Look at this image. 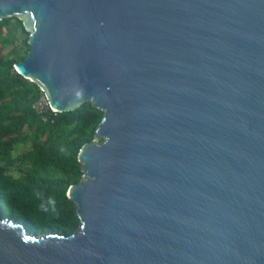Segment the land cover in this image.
<instances>
[{"label": "water", "instance_id": "1", "mask_svg": "<svg viewBox=\"0 0 264 264\" xmlns=\"http://www.w3.org/2000/svg\"><path fill=\"white\" fill-rule=\"evenodd\" d=\"M7 18L15 73L103 117L67 189L77 231L0 215V264H264V0H0Z\"/></svg>", "mask_w": 264, "mask_h": 264}, {"label": "trees", "instance_id": "2", "mask_svg": "<svg viewBox=\"0 0 264 264\" xmlns=\"http://www.w3.org/2000/svg\"><path fill=\"white\" fill-rule=\"evenodd\" d=\"M18 32L26 37L22 41L24 54L17 59L0 58V162L11 163L10 154L19 138L35 130L32 135L34 152L25 159L44 173L13 178L0 164V215L22 224L35 236H69L77 231L79 220L74 204L66 197L67 189L81 179L79 151L93 141L103 114L88 103L71 113L50 115L48 122L43 123L32 111L41 92L13 70L15 64L26 60L30 51L27 32L16 18L0 21L1 46L13 44L11 42ZM48 131L57 139L50 155L45 156V149L37 140ZM48 166L63 171L65 175L49 176L45 172Z\"/></svg>", "mask_w": 264, "mask_h": 264}, {"label": "rangeland", "instance_id": "3", "mask_svg": "<svg viewBox=\"0 0 264 264\" xmlns=\"http://www.w3.org/2000/svg\"><path fill=\"white\" fill-rule=\"evenodd\" d=\"M3 33L5 34V31ZM25 39L26 37L20 35V32H18L16 35V39L11 42L13 44L8 46L0 45V58L5 60L17 59V57L23 55L25 49L22 47V41ZM34 132L35 130H32V132L29 131L26 133L27 135L24 138H19L18 144L15 145L13 151L10 154L9 159L11 163H7L6 161L0 162L1 165L5 166V172L7 175L12 176L13 178H22L25 177L28 173H36L37 175H41L44 173L41 168L33 165L27 159H25L29 154L34 152L32 141V135H34ZM56 139V135L48 131L37 140V143L43 145L45 149V156L50 155V153L52 152L51 150L55 146ZM4 141L5 140H3L2 142ZM45 172H47L49 176L52 177H62L65 175L63 171L51 166L46 167Z\"/></svg>", "mask_w": 264, "mask_h": 264}, {"label": "built area", "instance_id": "4", "mask_svg": "<svg viewBox=\"0 0 264 264\" xmlns=\"http://www.w3.org/2000/svg\"><path fill=\"white\" fill-rule=\"evenodd\" d=\"M32 111L41 119L43 123H47L50 115H56L49 106L44 97L41 93L40 97L33 103Z\"/></svg>", "mask_w": 264, "mask_h": 264}]
</instances>
